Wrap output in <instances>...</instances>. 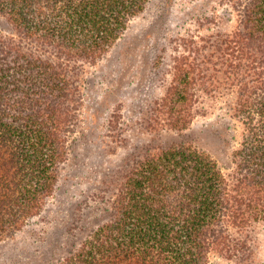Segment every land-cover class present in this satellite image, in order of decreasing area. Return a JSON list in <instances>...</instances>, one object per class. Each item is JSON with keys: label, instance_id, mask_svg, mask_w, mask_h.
<instances>
[{"label": "trees", "instance_id": "1", "mask_svg": "<svg viewBox=\"0 0 264 264\" xmlns=\"http://www.w3.org/2000/svg\"><path fill=\"white\" fill-rule=\"evenodd\" d=\"M149 1L0 0L9 25L6 33L0 27V243L56 195L80 121L82 74ZM226 4L228 24L218 13L201 16L196 33L173 38L169 79L143 123L147 143L101 180L99 205L60 232L52 264H211L214 256L256 264L264 228V0ZM221 97L234 131L227 166L183 133ZM118 110L106 132L121 141ZM169 131L183 138L159 141Z\"/></svg>", "mask_w": 264, "mask_h": 264}, {"label": "rangeland", "instance_id": "2", "mask_svg": "<svg viewBox=\"0 0 264 264\" xmlns=\"http://www.w3.org/2000/svg\"><path fill=\"white\" fill-rule=\"evenodd\" d=\"M230 12L226 0H150L102 60L85 68L80 121L71 135L59 190L39 216L0 243V264H52L60 251L58 239L64 236L60 232L75 222L84 207L99 205L95 196L101 180L123 157L147 143L149 136L143 123L149 105L163 94L169 79L173 38L179 33H196L201 16L218 13L228 24L234 18ZM0 27L8 32L9 25L1 16ZM114 109L121 114V141L109 139L106 132L107 119ZM206 111L183 133L227 166L226 148L234 131L229 129L233 122L226 97L207 106ZM238 128L235 124L236 134ZM181 138L183 135L170 131L158 137L165 143ZM256 239L255 263L264 264L261 226ZM211 264L236 263L214 256Z\"/></svg>", "mask_w": 264, "mask_h": 264}]
</instances>
